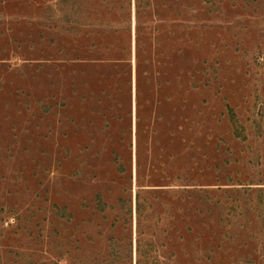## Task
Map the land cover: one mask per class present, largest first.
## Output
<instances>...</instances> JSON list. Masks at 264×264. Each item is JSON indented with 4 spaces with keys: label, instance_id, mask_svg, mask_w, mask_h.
Wrapping results in <instances>:
<instances>
[{
    "label": "rangeland",
    "instance_id": "rangeland-1",
    "mask_svg": "<svg viewBox=\"0 0 264 264\" xmlns=\"http://www.w3.org/2000/svg\"><path fill=\"white\" fill-rule=\"evenodd\" d=\"M138 236L264 264V0H0V264Z\"/></svg>",
    "mask_w": 264,
    "mask_h": 264
},
{
    "label": "trees",
    "instance_id": "trees-1",
    "mask_svg": "<svg viewBox=\"0 0 264 264\" xmlns=\"http://www.w3.org/2000/svg\"><path fill=\"white\" fill-rule=\"evenodd\" d=\"M139 206L140 203L138 201L135 207L138 215H139ZM153 251L154 249H152V245L150 244L147 245V243L143 239H141L140 236H138L136 239L134 264H157L156 261H154V259L151 256Z\"/></svg>",
    "mask_w": 264,
    "mask_h": 264
}]
</instances>
